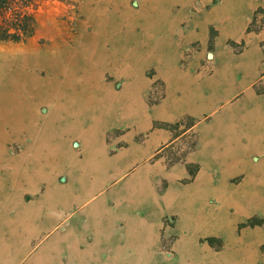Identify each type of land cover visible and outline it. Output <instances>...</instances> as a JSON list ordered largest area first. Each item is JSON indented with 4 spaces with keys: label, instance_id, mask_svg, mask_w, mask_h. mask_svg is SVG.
Wrapping results in <instances>:
<instances>
[{
    "label": "crops",
    "instance_id": "1",
    "mask_svg": "<svg viewBox=\"0 0 264 264\" xmlns=\"http://www.w3.org/2000/svg\"><path fill=\"white\" fill-rule=\"evenodd\" d=\"M94 1L87 23L98 33L66 46L81 61L52 55L54 74L71 81L50 79L49 96L17 100V119L0 121V264H150L167 215L191 236L179 244L185 264H264L260 229L217 255L199 241L230 229V218L264 219V28L248 30L264 19V0H138L137 10ZM211 34L222 64L199 73ZM91 37L98 49L83 50ZM194 47L201 55L180 67ZM30 54V64L51 60ZM179 121L191 130L164 127ZM188 133L193 148L167 167L162 149ZM157 177L165 188L154 210Z\"/></svg>",
    "mask_w": 264,
    "mask_h": 264
},
{
    "label": "rangeland",
    "instance_id": "2",
    "mask_svg": "<svg viewBox=\"0 0 264 264\" xmlns=\"http://www.w3.org/2000/svg\"><path fill=\"white\" fill-rule=\"evenodd\" d=\"M137 1L138 0H129L131 6H133L135 10L139 9ZM94 4V0H39L37 7L34 10V18L36 21V31L34 35L24 43L14 44L0 42V75H2V77L0 76V121L1 119H8L9 117L17 119V100L27 97L41 99L49 96L47 95L49 93L45 88V85L47 87V83L50 79L56 78L59 82H66L68 80L71 81L68 79V75L66 73L61 75L54 74L56 73V67L52 65V60H54L52 55L53 53H58L59 60H61L64 64L63 66L69 65L70 61L72 63L81 61V59L77 57L70 58L68 55V48L66 46L76 47L84 38L90 37L94 32L95 34L98 33V31L93 27L92 22L87 23L89 18H91L90 12L92 13ZM254 27L257 31H259V29H263L264 19L259 18L255 23H251L248 30L253 29ZM213 39L214 34H211V41L208 43L206 51L201 53L202 55L199 53L200 51L197 47H194L195 49L189 48L183 51L184 53L180 58V67L185 68L190 59L201 55L199 56V66L197 72H202L203 74L205 72L207 74L212 73L222 64V61L216 58L217 46ZM262 44L264 50V43ZM82 47L83 50L86 49L87 51L98 49L97 38H89L86 44ZM224 48L232 53H239L242 50L243 45L241 43L227 42L225 43ZM11 50H17V55L19 56L22 54L25 58H22L23 61L20 60V58H17V61L23 62H17V71L20 66H23V69L20 68L19 73L14 71L16 68L8 69L6 67H2L4 64V54L9 53ZM40 52L45 53L44 55L48 54L51 60H49L48 63L44 60H36L37 62L31 61L32 64H30L29 53H36L35 56H37ZM89 53L90 52H87L85 54L86 58L91 57L88 59V62H90L89 60H93L92 54L89 55ZM35 59L39 58L35 57ZM85 63H87L86 60ZM71 65L73 67H66V71L67 69H70L73 72L82 67L77 64ZM19 79L25 80L20 81ZM102 80L105 82L111 81L108 75H106ZM86 81H92V77L87 78ZM152 92L154 94L153 98L148 97V102L150 104L156 101L158 94L161 93L158 86L156 89H153ZM74 97H76V99L78 98L76 94ZM164 127L174 130L175 132L191 130L189 123L182 121L174 122L170 125H165ZM1 142L2 140L0 139V145L2 144ZM12 146H15V144L8 143V147L12 148ZM193 146L194 137L192 134L188 133L185 137L183 136L177 144L162 149L161 153H163L164 160H166L164 163L167 167H169L183 162V158L191 151ZM6 171L4 170L3 174L7 173ZM164 188L165 183L163 180L158 177L157 179H154V192L151 191V195L149 197V209L156 210L152 202V197L155 194V196L160 198L164 192ZM122 190H119V195L122 194ZM136 205L141 206V203L137 201L135 203V206ZM145 205H147V203ZM159 205L163 209L162 202L159 201ZM138 210L140 211V207ZM145 210L146 208L144 211ZM229 210L230 213L233 212L232 209L229 208ZM232 220L235 222L232 223L230 229H226V231L220 236L199 239L200 243H206L209 247L207 251L217 255V253L221 252V250L223 251L224 248V250H226L238 247L239 242L247 241L246 236H244L246 235V232L253 229H260L262 230L263 238L261 244L260 240L258 241V250L264 258V219L251 218L236 222L237 219L230 218V221ZM157 221H159V226L157 228V233L152 240V244H154V246L151 251L153 253H150V256L153 255V259L150 264H185L180 258L179 244H184L186 241H189L188 239L191 236L188 238L187 234H183L185 233V230L182 233L177 232L176 225H178V222L174 215L160 217ZM257 264L263 263L258 262Z\"/></svg>",
    "mask_w": 264,
    "mask_h": 264
},
{
    "label": "trees",
    "instance_id": "3",
    "mask_svg": "<svg viewBox=\"0 0 264 264\" xmlns=\"http://www.w3.org/2000/svg\"><path fill=\"white\" fill-rule=\"evenodd\" d=\"M39 0H0V42L24 43L36 31L34 10Z\"/></svg>",
    "mask_w": 264,
    "mask_h": 264
},
{
    "label": "bare ground",
    "instance_id": "4",
    "mask_svg": "<svg viewBox=\"0 0 264 264\" xmlns=\"http://www.w3.org/2000/svg\"><path fill=\"white\" fill-rule=\"evenodd\" d=\"M39 52V51H38ZM11 54H13V55H11ZM30 54V53H29ZM5 55V57H4V60H3V65H2V67H6V68H8V69H12V68H16L14 71L15 72H19V71H17V57H18V55H17V50H11V51H9V53H7V54H4ZM14 55H17V56H14ZM31 55V54H30ZM20 56V55H19ZM23 56V55H22ZM32 56V55H31ZM30 57V56H29ZM33 57V56H32ZM38 58V57H37ZM25 59V58H24ZM21 68V67H20ZM1 72V71H0ZM1 77H2V75H0ZM1 79V78H0ZM5 79V78H4Z\"/></svg>",
    "mask_w": 264,
    "mask_h": 264
}]
</instances>
